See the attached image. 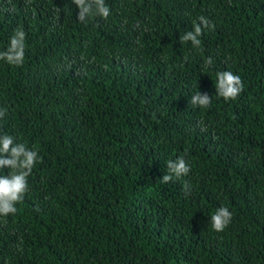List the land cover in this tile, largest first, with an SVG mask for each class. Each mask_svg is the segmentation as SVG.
I'll list each match as a JSON object with an SVG mask.
<instances>
[{"label": "trees", "instance_id": "1", "mask_svg": "<svg viewBox=\"0 0 264 264\" xmlns=\"http://www.w3.org/2000/svg\"><path fill=\"white\" fill-rule=\"evenodd\" d=\"M65 3L0 0V51L26 32L23 65L0 61V132L40 157L0 216V264H264V0H106L87 23ZM201 15L214 30L182 44ZM180 156L191 171L162 183Z\"/></svg>", "mask_w": 264, "mask_h": 264}, {"label": "clouds", "instance_id": "2", "mask_svg": "<svg viewBox=\"0 0 264 264\" xmlns=\"http://www.w3.org/2000/svg\"><path fill=\"white\" fill-rule=\"evenodd\" d=\"M78 7L76 19L81 23H87L89 19L100 17L107 19L111 9L106 0H66L60 12L67 13L72 9V5ZM60 13H57L59 18ZM198 21H193L192 31H186L180 37V42H191L196 48L201 46L200 37L205 29L215 28V24L208 18L201 15ZM26 32L22 28H16L14 34L9 38L6 50L0 51V61L14 66H21L25 61L26 54ZM187 58H185L186 60ZM213 65V59L207 58L204 68L208 69ZM215 89L216 95L225 101L235 100L244 89L241 77L232 71H221L216 73ZM212 103V97L207 92L198 91L192 95L190 104L206 109ZM6 107H0V120L7 114ZM40 157L38 151L29 148L26 143L19 142L17 137L7 132H0V170L10 169L7 175L0 174V216L7 217L16 214V205L23 201L25 194L29 191L28 177L31 175ZM167 173L161 179L162 183H169L173 178L186 176L191 171L190 165L180 156L175 160L166 162ZM185 193L188 194L189 185L184 184ZM232 213L227 207H220L210 217V224L213 230L223 231L231 222Z\"/></svg>", "mask_w": 264, "mask_h": 264}]
</instances>
